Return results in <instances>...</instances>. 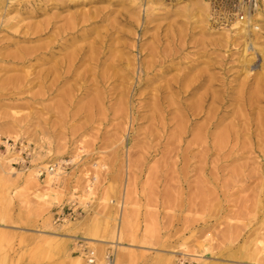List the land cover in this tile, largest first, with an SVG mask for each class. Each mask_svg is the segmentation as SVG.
<instances>
[{"label":"rangeland","instance_id":"rangeland-1","mask_svg":"<svg viewBox=\"0 0 264 264\" xmlns=\"http://www.w3.org/2000/svg\"><path fill=\"white\" fill-rule=\"evenodd\" d=\"M3 2L0 135L26 138L33 153L26 169L0 153V264H108L107 252L113 264H264L259 140L245 134L235 154L207 153L193 144L201 116L180 134L174 114L158 122L152 99L167 80L204 74L210 79L186 101L210 91L245 113L251 100L254 129L260 108L264 115V19L232 30L238 20L221 24L209 0ZM48 44L55 60L13 58ZM91 46L105 62L93 85L89 62L51 84L56 61ZM48 164L54 170L38 176ZM62 206L75 217L54 221Z\"/></svg>","mask_w":264,"mask_h":264},{"label":"bare ground","instance_id":"bare-ground-1","mask_svg":"<svg viewBox=\"0 0 264 264\" xmlns=\"http://www.w3.org/2000/svg\"><path fill=\"white\" fill-rule=\"evenodd\" d=\"M2 3H4L3 0H0V4ZM259 12L260 9L255 14L254 17L255 20L259 17ZM248 24L249 23H245V21L242 22L238 21L234 24V28L232 27L231 28L232 30L241 27L243 28ZM244 31L249 32L247 29L246 30L241 29V31L239 32H244ZM25 40H31V39L25 37L24 41ZM53 47L54 46H52L51 44H48L47 46H39L31 49H24L22 55L20 54L21 56L15 55L13 56V58L22 63H25L32 59V58L29 59V56L32 57L34 56L33 59L36 60L37 64L40 65L55 60L56 58L55 56L57 52L53 50ZM67 47H69L68 44L65 47H63V49ZM255 48H256V42L252 40L250 41L249 44L246 43L245 51L249 53L257 49ZM95 50L96 49L94 48V46L93 47L91 46L89 48L80 47V48H74L69 52H67L66 54H64L61 60L56 61V64L46 71L48 77H52L51 84L54 85L56 82L60 80H67L70 76L76 75L77 69L80 68L82 65L86 64V62H89L90 65V68L87 71L88 72L91 71L92 72L91 74L93 75V78L90 79L91 84L92 82L93 83L96 82V76H97L96 67L100 65L101 61H103V64L105 62L104 60L98 58V53ZM87 52H90V54L86 55ZM251 58L252 57H250V59ZM250 59L248 61H250ZM144 73L146 77H148L150 74L147 69L144 71ZM47 75H45L46 78ZM109 79L110 77L107 80ZM207 79H210L209 76H205L204 74H197L194 77H191L190 74L188 73L181 76H177L176 78H173L171 80H167L165 85L158 88H154L156 93H154L152 96V99L154 100L153 110L156 114L155 118L157 117V115H159V118H157L158 122L161 123L162 125L165 124L163 123V118L161 116L163 112L174 114L173 118L174 120L176 119V124L181 134L183 132H186L191 125H194L193 129H195L197 117L201 116L200 118H203V124L196 128L197 133L193 138V144H198V146L200 147L199 149H201L202 151L204 150L207 153H209L210 151L212 152L216 151L218 153L219 152L222 153L223 151H226L229 152V154L233 155L235 154V152H237L243 147L241 145V136L245 134L249 137H253L255 135V137L259 140V142H257L256 144L255 149L260 150L259 152L264 151V115L262 114L263 108H260V111L257 112L258 117H257V121L255 122V128L254 129L249 128V126L254 125L252 123L253 122L252 118L254 115V112L252 110L254 106L253 101L246 99V105H247L246 111L248 112L245 113L241 112V108H239V110L235 108L225 109L223 105L224 99H222L221 96L217 94H211L210 91L204 92L201 96L198 97L197 101H195L194 103L191 102L188 103L186 101V99L189 96H194L196 92L201 87H203ZM103 80L104 83L107 82L105 79ZM142 80L148 82L147 79H145V77L143 76H142ZM175 88L178 89L176 91V94L178 93L184 94L182 96V100L185 98L183 101L181 100L176 102L175 98L172 95L175 94L173 93L174 92L173 90ZM259 89L262 90L263 86L259 87ZM170 93L172 94L170 95ZM163 99L166 100L167 102L166 105L164 106H163L164 102H162ZM210 99L211 101L209 102ZM229 101H234L231 102V104H237V101L234 100L233 98L227 99V102ZM259 102L261 101L260 100L255 101V103H259ZM239 103L240 102H238V104ZM175 104H177V106H175ZM176 110L180 112L179 118L175 117ZM231 115H234V120L231 121L230 123L224 124L226 119ZM188 122H190L191 124H188ZM222 126H223L222 130L220 132L218 131L219 133L211 132L212 129H217ZM191 144L192 143H190L187 146V148H189ZM224 154H222V156Z\"/></svg>","mask_w":264,"mask_h":264},{"label":"built area","instance_id":"built-area-1","mask_svg":"<svg viewBox=\"0 0 264 264\" xmlns=\"http://www.w3.org/2000/svg\"><path fill=\"white\" fill-rule=\"evenodd\" d=\"M209 2L213 6L212 14L214 17L226 26H231L234 21L238 20L240 22L245 21V23H249L250 27H254V23L259 26L264 19V15L262 19H254L256 12L263 8L264 0H209ZM4 152L9 157L12 165L26 169L30 164L33 146L26 138H13L0 135V153ZM52 170H54V165L48 164L47 167L40 166L38 167V176ZM75 215L76 211L73 208L67 207V211H65L62 206L55 211L54 221H64L75 217ZM82 249L86 253L87 262H94L95 256L92 251L86 249L85 246ZM105 259L108 264H113L111 252L106 253Z\"/></svg>","mask_w":264,"mask_h":264},{"label":"crops","instance_id":"crops-1","mask_svg":"<svg viewBox=\"0 0 264 264\" xmlns=\"http://www.w3.org/2000/svg\"><path fill=\"white\" fill-rule=\"evenodd\" d=\"M81 264H84V263H82V262H80Z\"/></svg>","mask_w":264,"mask_h":264}]
</instances>
